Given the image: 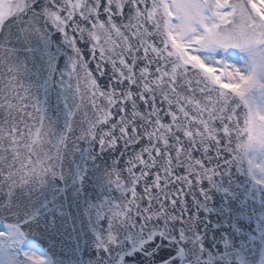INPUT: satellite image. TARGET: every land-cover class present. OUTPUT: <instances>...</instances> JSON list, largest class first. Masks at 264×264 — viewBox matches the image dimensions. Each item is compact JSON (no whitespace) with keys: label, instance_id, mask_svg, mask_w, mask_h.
Here are the masks:
<instances>
[{"label":"snow or ice","instance_id":"6c2138e0","mask_svg":"<svg viewBox=\"0 0 264 264\" xmlns=\"http://www.w3.org/2000/svg\"><path fill=\"white\" fill-rule=\"evenodd\" d=\"M0 264H264V0H0Z\"/></svg>","mask_w":264,"mask_h":264},{"label":"water","instance_id":"95a60500","mask_svg":"<svg viewBox=\"0 0 264 264\" xmlns=\"http://www.w3.org/2000/svg\"><path fill=\"white\" fill-rule=\"evenodd\" d=\"M106 79V78H105ZM104 81H102V83H103ZM57 253H58V255H60V256H62L63 254L62 253H60L59 252V248H57Z\"/></svg>","mask_w":264,"mask_h":264}]
</instances>
